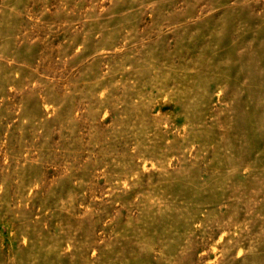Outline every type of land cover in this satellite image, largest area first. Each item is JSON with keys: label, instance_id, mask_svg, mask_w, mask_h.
I'll use <instances>...</instances> for the list:
<instances>
[{"label": "rangeland", "instance_id": "374dc122", "mask_svg": "<svg viewBox=\"0 0 264 264\" xmlns=\"http://www.w3.org/2000/svg\"><path fill=\"white\" fill-rule=\"evenodd\" d=\"M0 264H264V0H0Z\"/></svg>", "mask_w": 264, "mask_h": 264}]
</instances>
